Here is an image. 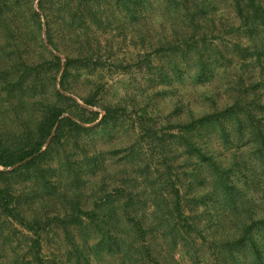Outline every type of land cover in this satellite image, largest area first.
<instances>
[{"label": "rangeland", "instance_id": "1", "mask_svg": "<svg viewBox=\"0 0 264 264\" xmlns=\"http://www.w3.org/2000/svg\"><path fill=\"white\" fill-rule=\"evenodd\" d=\"M38 2L20 0L15 12L8 16L1 11L0 0V139L8 142V145L15 143L22 134L32 132L26 130L32 127L43 109L42 88H38L37 92L25 93L20 100H13L2 81L3 73L9 69L14 75L15 67H20L22 61L44 65L51 59L43 47H48L46 27ZM152 2V11L150 8L147 11L150 15L147 26L151 33L143 47L139 37H135L136 26L130 21L127 10L117 6L115 0H102L99 3L105 15L97 24L90 22V17H94L93 12L97 11L88 12L84 0L79 5V12H71L73 15L67 14L69 0H48L46 7L53 11H49L52 17L50 26L61 52L56 53L50 47L48 49L63 64L67 57L77 59L80 56L70 70L67 83L69 92H61L75 100L80 107L99 112L101 116L104 115L103 107H117L120 112L114 124L105 130L100 127L95 133L82 135L80 139L72 138L53 145L51 154L41 168L50 169L51 172L44 174L54 189L34 191L36 199L28 201L27 197L24 198L25 206L30 207L35 215H51L67 207L66 199L77 197L82 207L91 210L101 196L112 193L115 195L112 205L119 216L122 205L131 198V215L143 220L147 233L145 240L133 231V224L127 227L115 219L120 230L119 239L124 242V248L131 251L130 260L121 258L117 252L100 257L90 251L88 263L83 264H155L153 260L162 264H224L218 247L227 235L238 234L233 233L235 223L244 217L245 209L239 207L231 215L210 201L203 205L204 194L211 190L208 175L201 171V166L197 167L199 164L195 160L185 159L182 147L170 151L168 144L172 141V135L180 133L179 129H171V125L184 123L191 115L200 117L212 112L214 107L221 109L232 102L231 93L237 88L241 72L236 68L239 59L232 56L236 36L229 34V24L235 28L239 25L237 22L234 24L233 12L227 9L221 24L217 22L215 26L207 28L204 61L209 59L208 71H212V74L205 80L195 79L198 55L194 49L187 63L183 58L178 60V74L175 76L167 60L156 55L157 41L164 38L163 34H171L172 23L169 22L173 21V16L167 15L161 20L160 8L164 9V0ZM32 8L41 15L42 34ZM75 13L77 17L83 14L84 18L75 17ZM13 16L17 19L22 36L13 30L10 19ZM174 23L176 28L183 31L179 21ZM159 33L161 38L158 37ZM161 60H165V63ZM221 64L228 66L224 68ZM157 68L171 78H167V81L160 78L161 73ZM50 69L47 65V68L41 69L40 75L43 79L41 85L47 87L44 92L52 100L55 89L61 90V74L48 72ZM243 75V82L248 83L255 71L248 67ZM55 76L56 81L53 80ZM90 98L96 101L97 106L91 108L84 105L83 100ZM140 124L154 127L158 137H148L146 131L140 129ZM205 140L224 156L235 149L233 153L244 164L242 174L237 175L242 192L239 196L241 205L245 202L259 205L264 195V179L248 147L243 144H235L237 148L234 145L225 146L224 143L221 145L214 138ZM48 145L49 142L44 150ZM163 150L167 156L162 157ZM171 183L186 197L182 207L185 212L183 219H187L188 226L185 222L178 226V221L168 215V208L174 202ZM15 189L23 190L21 186ZM24 190L29 193L28 189ZM198 197L204 198V201L194 204L192 200ZM183 227L184 230L178 233ZM96 230L87 221L84 229L73 233V237L81 244L85 235L88 236L91 247L101 238ZM28 235L22 227L0 213V264H33L31 238ZM41 245L45 262L54 256L67 262L68 253L73 254L71 264L76 261L62 230L47 228ZM142 245L150 247V257L144 251L138 253L139 249L143 250Z\"/></svg>", "mask_w": 264, "mask_h": 264}, {"label": "trees", "instance_id": "2", "mask_svg": "<svg viewBox=\"0 0 264 264\" xmlns=\"http://www.w3.org/2000/svg\"><path fill=\"white\" fill-rule=\"evenodd\" d=\"M19 1L1 0V11L6 12L8 16L13 14ZM84 1L88 12L97 11L93 12L94 17H90V22L99 23V19L101 20L105 15L103 7L99 5L102 0H92L91 3L88 2L89 0ZM115 1L117 6H122L127 10L130 21L136 26L135 37H139L144 47L145 41L151 33L147 26V20L150 19L147 11L149 8L150 12L152 11L154 6L152 0ZM81 2L82 0H69L66 7L67 14L79 12ZM48 4V0H39L38 7L45 18L47 45L59 53L61 49L55 41L50 26L52 17L49 11H53L50 7L47 9ZM163 6L164 9L160 8L163 17L159 18L162 20L169 15L173 16V21L169 22L172 23L170 36L165 33L163 34L164 38L157 41L156 55L167 60L166 63L175 76L178 74V60L183 58L187 63V59L194 49L198 55L195 79L205 80L208 75L212 74V71H208L209 59L204 61V53L207 51L205 41L207 28L210 25L215 26L217 22L221 24L227 9L233 12L234 24L238 23L239 25L238 28H235L234 25L229 24V34H234L237 39L234 42L232 40L234 43L232 56L235 55L239 59L236 68L241 72L237 88L233 90L235 92L231 93L230 100L232 102L223 105L221 109L214 107L212 112H207L200 117L196 118L191 115L188 121L171 125V129H179L180 133L171 136L172 141L168 144V150L173 151L182 147L185 159L195 160L199 164L197 167L201 166V171L208 175L211 190L204 194L205 201L201 197L194 198L192 200L194 204L204 201V205L210 201L212 205L226 210L231 215L239 207L245 209L244 217L237 219L235 223L233 233L238 234L227 235L218 247L224 264H264V195L262 202L257 206L256 204L249 205L248 202L241 205L239 196L242 195V192L239 189L237 175L242 174L244 164L239 162L238 157L233 153L235 149L231 150L232 154L224 156L211 147V142L205 140L209 139L210 141V138L211 140L214 138L217 143L221 145L224 143L225 146L234 145V148L238 147L235 144L246 145L264 179V0H164ZM74 15L77 17L76 13ZM33 17L42 34L41 15L33 10ZM79 17L84 18L83 14L82 17L78 16L77 18ZM10 19L14 27L13 30L22 36L16 17L13 16ZM176 20L180 22L183 31L175 27L174 21ZM201 34L203 37H200ZM158 37L161 38V33ZM244 40L246 44H244ZM43 47L51 56V59L47 60L44 65L28 64L22 61L20 67H15L14 75L12 71L9 72V69L3 73L2 81L11 99L20 100L25 93L37 92L38 88L43 89L42 96L44 97L42 111L38 114L32 127L26 130L32 132L22 134L12 145H8V142H2L0 139V213L5 219L16 223L28 232V238H31L30 250L33 264H71V256H73L71 253H68L67 262L57 256L45 262L41 239L47 228L54 227L62 230L69 241L72 252L76 256L74 264L88 263L87 256L90 251L100 257L107 253L117 252L122 256L121 258L125 257L130 260L131 251L125 249L124 242L119 239L120 230L119 226H116L115 219L127 227H130V223L133 224V231L143 241L147 235L143 220L133 218L131 215V198H128L122 205V213L119 216L116 215L112 205L115 199V195L112 193L101 196L91 210L82 207L77 197L73 200L66 199L67 207H63L60 212L51 215H35L36 213H33L30 207L25 206L24 198L27 197L28 201L36 199V196H33L34 191L54 189L45 179L44 173L51 172L50 169L41 168L43 162L51 154L53 145L59 144L63 140L69 141L72 138L80 139L82 135L95 133L100 127L105 130L114 124L116 116L120 112V108L117 107H103L104 115L101 116L99 112L88 111L80 107L75 100L65 96L62 92H69L67 83L70 70L80 59V56L77 59L76 57H67L66 63L63 64L61 59L51 53L47 46L43 45ZM161 61L165 63V60ZM47 65L51 67L48 72L61 74V90L55 89L54 95L51 97L52 100L44 92L47 87L41 85L43 82L40 75L41 69L47 68ZM220 66L225 68L228 65L221 64ZM248 67L255 71V75L248 79V83H244L243 73ZM157 70L161 73L160 78H165V81L168 80L167 78H171L161 72L159 68ZM53 80L56 81V76ZM83 103L91 108L97 106L96 101L91 98L83 100ZM140 129L146 131L147 136L151 139L158 137L154 127H145L144 124H140ZM48 142L49 145L44 150ZM162 152V157L167 156L164 150ZM168 153L171 152L168 151ZM195 179L198 180V177ZM27 185L28 187H26ZM37 185L39 187H35ZM16 186H21L23 190L17 191ZM171 186L174 202L172 207L168 208V215L178 221V226L182 222L188 226L187 219H183L185 212L182 207V201L186 197L180 194L174 184L171 183ZM24 189H28L29 193H25ZM87 221L92 223L101 236L100 240L91 247H89L88 236L85 234L81 244L76 242L73 237V233L81 232L84 229ZM197 226L196 224L195 227L197 228ZM183 230L184 227L179 229L178 233ZM149 248L142 245L143 250L139 249L138 253L144 251L150 257L151 250ZM153 262L162 264L157 260H153ZM175 264L181 263L175 262Z\"/></svg>", "mask_w": 264, "mask_h": 264}]
</instances>
